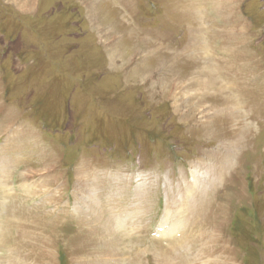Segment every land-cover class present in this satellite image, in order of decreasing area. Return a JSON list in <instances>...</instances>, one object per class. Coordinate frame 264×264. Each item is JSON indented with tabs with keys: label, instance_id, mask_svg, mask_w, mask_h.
Returning <instances> with one entry per match:
<instances>
[{
	"label": "rangeland",
	"instance_id": "374dc122",
	"mask_svg": "<svg viewBox=\"0 0 264 264\" xmlns=\"http://www.w3.org/2000/svg\"><path fill=\"white\" fill-rule=\"evenodd\" d=\"M25 4L0 0V264H264V0Z\"/></svg>",
	"mask_w": 264,
	"mask_h": 264
},
{
	"label": "bare ground",
	"instance_id": "6f19581e",
	"mask_svg": "<svg viewBox=\"0 0 264 264\" xmlns=\"http://www.w3.org/2000/svg\"><path fill=\"white\" fill-rule=\"evenodd\" d=\"M28 1L29 0H25V3H27L28 4ZM27 4H25V5H27ZM21 5H22V7H20V9H22V10H25V7L26 6H23V3H21ZM192 7V6H191ZM263 29V28H262ZM246 30V29H245ZM194 31V30H193ZM204 31H206V30H204ZM183 32V31H182ZM195 39H197V37H194ZM174 39H176V38H174ZM194 39V40H195ZM191 40V39H190ZM189 47H190V44H189ZM185 50H186V48H185ZM204 57V56H203ZM204 66L201 68V69H199L198 70V73L197 74H201L202 75V79H197V80H194V75H193V77H191V79H189L188 80V84H189V82L190 81H192L195 85H197L196 86V88H194V89H196L194 92H196V94H201L200 96H202V94H203V96L204 97H210L211 96V94H210V90L211 91H213V83L211 82L210 83V79H207V77L208 76H210V75H212V72L210 71V66H208L207 64V62L206 61H203V63H202ZM194 67V66H193ZM195 70V69H194ZM148 71V70H147ZM134 73V72H133ZM196 73V72H195ZM194 73V74H195ZM170 76V75H169ZM197 76V75H196ZM173 77V76H172ZM171 77V78H172ZM170 78V77H169ZM204 78H206L205 80H204ZM211 78V77H210ZM173 80V79H172ZM160 81V80H159ZM158 82V81H157ZM187 84V85H188ZM174 85V84H173ZM200 86H202V87H200ZM204 87H205V89H206V93H205V89H204ZM193 92V91H192ZM194 94V93H193ZM213 122V121H212ZM211 122V123H212ZM178 225L177 224H174L173 226H171V228L173 227V228H176ZM164 228V227H163ZM174 230V229H173ZM233 230V229H232ZM220 257V256H219ZM215 261V260H214Z\"/></svg>",
	"mask_w": 264,
	"mask_h": 264
}]
</instances>
